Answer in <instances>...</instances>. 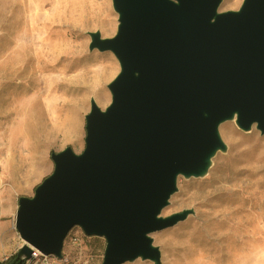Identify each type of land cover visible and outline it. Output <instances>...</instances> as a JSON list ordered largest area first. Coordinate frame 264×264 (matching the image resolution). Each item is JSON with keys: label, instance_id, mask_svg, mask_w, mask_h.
Returning <instances> with one entry per match:
<instances>
[{"label": "water", "instance_id": "1", "mask_svg": "<svg viewBox=\"0 0 264 264\" xmlns=\"http://www.w3.org/2000/svg\"><path fill=\"white\" fill-rule=\"evenodd\" d=\"M221 0H112L115 34L90 33L120 70L104 109L91 100L84 148L52 152V172L20 196L14 228L19 264L32 250L61 257L68 231L106 244L101 264L159 263L149 234L183 220L160 217L178 175L204 172L233 116L264 133V0L217 12Z\"/></svg>", "mask_w": 264, "mask_h": 264}, {"label": "rangeland", "instance_id": "2", "mask_svg": "<svg viewBox=\"0 0 264 264\" xmlns=\"http://www.w3.org/2000/svg\"><path fill=\"white\" fill-rule=\"evenodd\" d=\"M242 1L221 0L217 12ZM117 25L112 0H0V205L13 241L22 243L14 228L18 198L31 197L52 172V152L82 151L91 100L100 109L110 102L118 60L88 46L90 33L110 38ZM218 134L223 147L206 170L178 175L159 213L185 211V218L149 234L157 264H264V133L255 124L241 129L233 116ZM105 244L74 226L62 252L76 264H101Z\"/></svg>", "mask_w": 264, "mask_h": 264}, {"label": "crops", "instance_id": "3", "mask_svg": "<svg viewBox=\"0 0 264 264\" xmlns=\"http://www.w3.org/2000/svg\"><path fill=\"white\" fill-rule=\"evenodd\" d=\"M7 218L8 213L6 209L0 205V261L6 260L9 256L16 253L17 249L22 244L13 241L11 223L10 220L9 222L6 220Z\"/></svg>", "mask_w": 264, "mask_h": 264}, {"label": "built area", "instance_id": "4", "mask_svg": "<svg viewBox=\"0 0 264 264\" xmlns=\"http://www.w3.org/2000/svg\"><path fill=\"white\" fill-rule=\"evenodd\" d=\"M19 264H76L70 261L62 252L61 257H56L51 254H43L38 250L33 249L29 258H23Z\"/></svg>", "mask_w": 264, "mask_h": 264}, {"label": "trees", "instance_id": "5", "mask_svg": "<svg viewBox=\"0 0 264 264\" xmlns=\"http://www.w3.org/2000/svg\"><path fill=\"white\" fill-rule=\"evenodd\" d=\"M15 255H16V253L9 256L6 260L0 261V264H8V263L12 262L15 259Z\"/></svg>", "mask_w": 264, "mask_h": 264}]
</instances>
